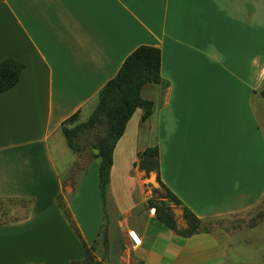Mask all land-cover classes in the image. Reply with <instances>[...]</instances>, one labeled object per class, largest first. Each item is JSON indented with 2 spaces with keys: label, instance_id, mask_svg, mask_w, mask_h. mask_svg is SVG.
<instances>
[{
  "label": "crops",
  "instance_id": "obj_1",
  "mask_svg": "<svg viewBox=\"0 0 264 264\" xmlns=\"http://www.w3.org/2000/svg\"><path fill=\"white\" fill-rule=\"evenodd\" d=\"M144 44L160 49L168 84L144 85L152 113L142 121L137 108L115 145L105 200L108 264H247L236 245L247 246L258 227L178 235L144 206L141 179L160 186L155 172L145 177L134 163L157 144L162 183L205 224L264 198V132L254 109L264 100H257L264 0H0V60L24 64L18 83L0 93V200L28 204L20 217L0 219V264H70L84 257L82 241L100 259L99 158L75 188L63 179L77 152L60 126L76 112L88 118L102 86ZM144 129L148 141L139 147Z\"/></svg>",
  "mask_w": 264,
  "mask_h": 264
},
{
  "label": "trees",
  "instance_id": "obj_2",
  "mask_svg": "<svg viewBox=\"0 0 264 264\" xmlns=\"http://www.w3.org/2000/svg\"><path fill=\"white\" fill-rule=\"evenodd\" d=\"M161 52L158 47L140 45L135 48L123 61L117 73L109 79L99 90L93 111L87 120L70 125L76 120L79 113H75L60 126L68 146L74 152H80L86 147L96 150L95 157L99 158L98 182L100 198L104 207V222L99 235L103 241V262L100 263L93 254L95 246L88 247L83 241L85 255L81 260H74L70 264H108L105 260L108 253L107 217L105 215L106 191L110 178V169L113 162V151L118 139L124 133L126 124L137 108L143 110L142 121L152 113L153 102L142 96V88L148 83H158L167 86L160 74ZM24 64L14 58L0 60V93L14 87L21 76ZM264 97V90L262 91ZM94 132V140L84 139L82 136ZM139 170L144 171L145 177L150 172H155L156 181L160 188H152L151 195L147 198L148 208H153L155 217L166 227L175 231L182 237H189L200 231H208L206 224L190 208L169 189L160 179L159 147L157 144L146 147L137 154L134 163ZM162 189V191H160ZM62 211L68 220L70 215L63 202L59 201ZM173 206L182 209V217L186 227H177ZM74 232L80 237L76 226L72 223Z\"/></svg>",
  "mask_w": 264,
  "mask_h": 264
},
{
  "label": "rangeland",
  "instance_id": "obj_3",
  "mask_svg": "<svg viewBox=\"0 0 264 264\" xmlns=\"http://www.w3.org/2000/svg\"><path fill=\"white\" fill-rule=\"evenodd\" d=\"M258 90L260 95L257 96V100L261 101V98L264 99L262 95V91L264 90V81L259 85ZM254 109L257 113L260 125L264 132V100L262 101L261 105L259 102L254 100ZM85 120H87V118H84V116L78 114L76 120L71 122L70 125H74ZM152 120L154 121L156 128L155 118H152ZM145 130L146 129H144L142 132L140 143H137L139 147H143V145H145V143H147L148 141V133H146ZM94 138L95 133L88 132L87 134L82 136L81 140H94ZM156 138L157 134L155 129L152 136L150 137L151 143H157ZM95 153L96 150L91 149L89 147H86L80 152H77V157L71 172L68 175H66L64 172L61 173L63 179H66V181L69 180L71 185H73L75 188L78 180L81 178L84 172V169L86 168V164L91 163L95 159ZM67 154L68 156L74 157V155H70V151H67ZM141 182L143 184V188L145 191L144 195L146 197L149 198L151 195H156V193L154 194L152 192L151 186L148 185V178H142ZM160 191H162V189H160ZM135 194L136 196L140 195V188L137 184V178ZM145 205L147 206L146 201L144 203V206ZM27 206V202L21 200H0V219H12L20 217L23 212L27 209ZM176 215L182 218V216L179 215L178 211H176ZM250 227L258 228H256L250 233V236H252V238L247 246H244L242 244L236 245L239 248L237 253L242 255L241 258L246 260L247 264H264V198L256 206L252 207L244 213L234 214L219 219L213 218L206 221V228L218 234H222L224 233V231L230 230H235V233L240 234L241 232L246 231L247 228ZM102 256L103 254L100 255V263L103 262Z\"/></svg>",
  "mask_w": 264,
  "mask_h": 264
},
{
  "label": "built area",
  "instance_id": "obj_4",
  "mask_svg": "<svg viewBox=\"0 0 264 264\" xmlns=\"http://www.w3.org/2000/svg\"><path fill=\"white\" fill-rule=\"evenodd\" d=\"M133 234H135V235H133ZM128 235H129L134 247L139 246L141 244V239L134 229H129Z\"/></svg>",
  "mask_w": 264,
  "mask_h": 264
},
{
  "label": "water",
  "instance_id": "obj_5",
  "mask_svg": "<svg viewBox=\"0 0 264 264\" xmlns=\"http://www.w3.org/2000/svg\"><path fill=\"white\" fill-rule=\"evenodd\" d=\"M105 260H108V257H106Z\"/></svg>",
  "mask_w": 264,
  "mask_h": 264
},
{
  "label": "snow or ice",
  "instance_id": "obj_6",
  "mask_svg": "<svg viewBox=\"0 0 264 264\" xmlns=\"http://www.w3.org/2000/svg\"><path fill=\"white\" fill-rule=\"evenodd\" d=\"M133 235H135V234H133Z\"/></svg>",
  "mask_w": 264,
  "mask_h": 264
}]
</instances>
